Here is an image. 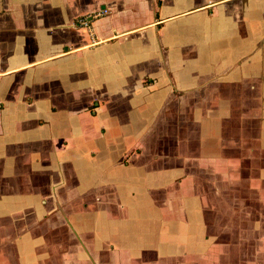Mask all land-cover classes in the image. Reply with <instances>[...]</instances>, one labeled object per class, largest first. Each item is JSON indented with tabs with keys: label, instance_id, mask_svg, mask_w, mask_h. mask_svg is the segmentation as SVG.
Masks as SVG:
<instances>
[{
	"label": "crops",
	"instance_id": "crops-1",
	"mask_svg": "<svg viewBox=\"0 0 264 264\" xmlns=\"http://www.w3.org/2000/svg\"><path fill=\"white\" fill-rule=\"evenodd\" d=\"M0 264H264V0H0Z\"/></svg>",
	"mask_w": 264,
	"mask_h": 264
},
{
	"label": "built area",
	"instance_id": "built-area-1",
	"mask_svg": "<svg viewBox=\"0 0 264 264\" xmlns=\"http://www.w3.org/2000/svg\"><path fill=\"white\" fill-rule=\"evenodd\" d=\"M108 13L106 9L99 10L95 12L92 16L86 15L78 19L77 23L79 26L84 27L86 29H90L93 23V20L97 17L103 16L104 14Z\"/></svg>",
	"mask_w": 264,
	"mask_h": 264
},
{
	"label": "rangeland",
	"instance_id": "rangeland-1",
	"mask_svg": "<svg viewBox=\"0 0 264 264\" xmlns=\"http://www.w3.org/2000/svg\"><path fill=\"white\" fill-rule=\"evenodd\" d=\"M197 43H198V41H197Z\"/></svg>",
	"mask_w": 264,
	"mask_h": 264
}]
</instances>
